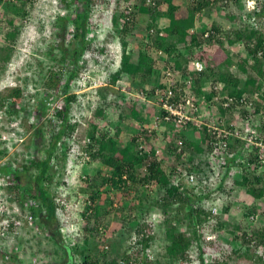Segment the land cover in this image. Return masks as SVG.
<instances>
[{"label": "trees", "instance_id": "trees-1", "mask_svg": "<svg viewBox=\"0 0 264 264\" xmlns=\"http://www.w3.org/2000/svg\"><path fill=\"white\" fill-rule=\"evenodd\" d=\"M2 1L0 0V3ZM6 1L16 2L19 0L3 2ZM25 1L32 3V0ZM61 1L63 4L66 3V0ZM229 1L232 2H227L226 19L231 22V27L228 30L223 29L217 23L209 24L198 30L195 29L198 13L209 7L218 6L221 0H186L185 8L176 4L175 0H117L115 10L120 9V11L118 14H114V18L116 28L123 36L122 60L119 68L114 70L112 76H109L106 89L110 91L120 84V81H127L134 85V87L128 85L129 91L135 92L137 86L141 88V95H145L147 99L151 98L156 86H165L162 84L165 78L163 72L155 67L156 59L161 51L164 53L162 61L165 68L170 69L173 73V78L176 81L174 85L181 77L192 75L195 78L192 91H190L191 96L196 98L204 96L207 102L212 101L218 93L206 88L205 83L207 81L212 84L222 83L221 93L232 97L247 96L250 98L258 92L259 98L255 100L253 113L264 111V32L257 26V23L243 19L245 13L242 0ZM109 3L110 0H73L70 3L74 14L66 19H71L69 21L73 23L74 28L70 29L73 39L69 40L67 49L66 46L59 45L57 47L51 45L47 48L48 54H52V61L63 64L67 70L64 74L52 70L49 74H43L46 88L59 92L58 94L53 92L54 95L48 90L42 89L48 92L45 97L50 101H53L52 98H57L59 104H56L53 113H48L45 110L44 102H41L44 107L40 108L43 121L36 125L35 136L37 139L35 138L34 142L37 147H35L34 156L24 162L22 167L12 168L16 172L15 174L11 170L13 166L10 163L0 166V173L6 178L11 176V180L19 181L20 173H29L30 168H33V178H31L30 189L27 193L28 201L30 199L34 202L29 207L30 212L40 225H47L46 227L49 229L47 237L52 240L54 248L58 249L57 253L60 254L59 257H62V264H122L120 259L126 264H130L133 262L130 250L132 252L138 250L141 253V264H176L177 260H180L179 264H232L231 261L235 262L233 264H264V255L260 253L257 245L251 244L253 240H256L257 244L264 243L263 224L248 228L247 225L238 222L230 231L231 238L228 239L230 242L227 245L209 241L210 235L205 233L207 228H210L206 226L205 222L215 219L217 224L221 223L222 213H227L236 200V187L244 188L243 193L246 195L247 201L252 204H257L259 200L264 199V167L255 156V152L249 151V147L244 142L233 141L231 143L232 156L227 163V173L224 178L220 179L217 187L211 186L209 184L210 163L205 158L211 150L206 144L209 137H207V127L201 131L198 141L190 140L191 134L189 133L192 132V128L181 127L180 131H174L172 136L166 134L163 141L165 155L159 157L156 154L158 146L155 144L158 131L151 130L149 126L152 124L153 116L159 114L160 108L134 94H131L133 100L125 102L121 96H113L111 91H107L103 95L104 105H97L92 112L89 124L91 129L87 136L88 144L83 147L82 151L87 154L89 161L109 168L108 174L101 172L100 175L103 177L99 180L92 179L93 187L100 188L110 184L112 189L116 190L115 192H120L119 197L124 196L121 200H107V203L120 215L118 217L129 222L130 226H128V232L123 234L122 240L124 239V241L121 245L106 242L104 239L106 236L99 231L100 227L104 229L105 233H111L115 227L111 214L105 212L104 216L100 215L102 209L96 203V199L100 197L101 192L99 191L98 195H93L90 202L85 204V207L92 212L91 215H86L85 223L83 222V236L79 237L74 234L77 239L84 240L86 246L75 245L72 247L64 241L61 227L67 225L68 222L59 217L60 213L57 207L59 203L55 202L53 194L56 192L52 189L55 186L58 187V190L59 186L67 187L68 181L66 175L55 169L53 161L60 160L59 158L67 160L73 153L70 151L71 140L73 141L77 128V122L73 119L76 111L73 108L78 101V95L74 92V84L86 69V64H81L80 61L87 50V42L90 41L89 33L93 29H97V24L95 25L91 18L92 10L104 8ZM165 5L167 6L166 10L163 9ZM259 5L261 10L255 11L253 16L264 15V1H261ZM140 14L149 17L146 32L148 39L145 41V48L138 51L137 61H134L132 52L127 50L128 42L124 39V35L137 28ZM161 17L169 19L170 24L161 28L158 24ZM8 21L7 24L11 29L6 32L5 39L8 46L3 50L12 49L20 35L19 29L14 27L13 18H8ZM0 22L2 24V21ZM236 23H238V28L235 27ZM7 24H2V27H6ZM63 29L68 30L69 28L67 29V26L64 25ZM206 32L212 33L205 37ZM60 34L61 32L58 36ZM205 44L214 48L206 47L207 49L205 48L197 54L195 49H199ZM55 48L57 51H54ZM98 52L104 53V49H99ZM10 58L11 53L7 51V54L1 57V65H6ZM195 59H200L205 63V70L198 72L190 69L191 63ZM160 75H162L161 78ZM153 77L157 83L149 82ZM144 84L148 87L144 88ZM6 98L5 101H0V108L7 105L10 116H19L18 110L16 111L17 107H21L24 111L28 110V104L21 105L20 103V101H24L22 88H13ZM7 102L9 103L7 104ZM112 104L118 114V126L114 136H107V134L99 132L98 127L105 118L106 109ZM218 109L233 122H239L244 115V112H241L239 116H233L232 112L222 106H219ZM125 117L137 121V124L131 128L132 136L129 140L122 141L119 136L122 134ZM256 128L257 131H261L258 135L264 138V125L262 127L257 125ZM4 143L7 142L0 140V159L8 153L2 145ZM142 145L145 148L141 149ZM255 150L258 151L257 148ZM40 152L44 156L40 155ZM237 155H243V161L237 160ZM251 164L255 165L254 170L249 169ZM234 165L242 166L243 175H232L230 169ZM192 173L196 174L199 180L196 185L187 181L188 175ZM57 174L59 177L56 179ZM184 179H186L185 183ZM228 179L232 181L229 185L227 184L229 183ZM153 182L157 183V190L156 188L149 189L148 185ZM20 187L16 182L9 188L20 191ZM19 193L23 199H26L23 192ZM222 193L230 195L229 200L222 207L223 211L221 210L216 218H208L210 212L208 200L214 196L222 195ZM115 195L118 198L117 194ZM197 200L200 201L194 208L193 204ZM117 202L119 203L117 204ZM174 207H186L188 210L186 218L189 224L187 227L183 226L179 232H176L174 226H167L174 219L178 220L176 216L179 211L174 212ZM252 210V208L249 209V211ZM128 211L133 214L126 216L125 213ZM152 211L158 214L156 218L158 222L155 220L157 223L145 220ZM183 219L185 220V218ZM133 223L136 225L134 226ZM209 223L212 228V222ZM225 224L226 222H224ZM44 229L46 228L44 227ZM161 236L166 237L168 243L164 245V242L159 240ZM91 240H94V245ZM153 244H156L155 248ZM215 245L221 249L223 258L212 256L209 259L208 256L211 252L208 248ZM113 248L116 249L117 257L110 256V253H113ZM78 258H82V261L77 260Z\"/></svg>", "mask_w": 264, "mask_h": 264}, {"label": "rangeland", "instance_id": "rangeland-1", "mask_svg": "<svg viewBox=\"0 0 264 264\" xmlns=\"http://www.w3.org/2000/svg\"><path fill=\"white\" fill-rule=\"evenodd\" d=\"M3 1L0 3V21H2V24L6 25L9 22L8 18H13L14 27L19 29L20 35L12 49L3 50L8 46L6 44L8 42L5 39V35L11 28L8 24L6 27H2L0 22V101H5L8 93L13 88L20 87L22 88L24 100L20 101V103L21 105L23 103L28 104L27 112L22 110L21 107H17L16 111L18 110L17 112H19V116L14 117L13 115L12 117L8 114L0 119V129L12 132V134L16 130V126L19 122L23 123V126H25V134H23L25 140L23 142L16 141L15 137L12 135L11 141L2 144L8 151L3 157V159H5L4 162L10 163L13 166L11 167L12 170V168L22 167L24 162L34 156L36 150L35 147H37L34 142L35 138L37 139L35 136L36 125L40 121H43L40 108L43 109L44 107L41 105L40 99L48 100V98L45 97L48 92L42 90H48L43 81V74H49L51 70L53 72H61L64 74L65 70H67V67L63 64H59L57 61H52V54H48L47 48L51 45L56 47L58 45L61 47L66 46V49L68 48L69 40L73 39V34L70 29H73L74 27L72 26L73 23L69 21L71 19L66 18L72 17L74 10H72L70 6V3L73 0H66V3L64 4L61 0H32V3H30V1L26 2L25 0H19L16 2ZM261 1L263 0H260L257 6L255 1L251 0H242L241 3L245 13L243 19L257 23V26H259L264 32V15H252L254 14L253 5L257 7L256 11L261 10V6L259 5ZM227 2L230 1L221 0V2L218 3V6L209 7L201 13H198L195 29L201 30L204 26L217 23L223 29L228 30L231 27V22L226 19V12L228 9ZM175 3L183 8L187 6L186 0H175ZM116 4L117 0H110V3L106 7L98 9L94 8L92 10L91 18L95 25L97 24V29L94 33H89L90 41L87 42V50L80 61L81 64H86V69L81 73L80 78L74 84V92L78 95V101L73 108L76 111L75 115H73V119L77 122L73 141L71 140L72 147L70 151L73 153L67 160L59 158L60 160L55 159L53 161L55 169L58 172H62L61 174L67 176V187L59 186V192L54 193L53 196L56 203L57 199L59 200V205L57 204L60 213L59 217L68 222L67 225L61 227L65 228V232L68 234V237L64 238V241L72 247L75 245L86 246L85 241L77 239L75 235H78L79 237L83 236L82 229L86 215H91L92 212L85 207V204L90 202L93 195H98L99 191L101 193L100 197L96 199V203L99 204V207L102 209L100 215L104 216L105 212L111 214L113 216L112 220H114L113 226L115 227V230L111 231V233H105L104 229L100 227L99 231L102 235L106 236L104 237L106 242L121 245L124 241V239L122 240L123 234L128 232V226H130V224H128L129 222L119 218L118 216L120 215H118L116 210L107 203V200H121L124 196L119 197L120 192H115L116 190H114V188L112 189L110 184L100 188L93 187L94 184L92 179L97 178L99 180L103 177L100 175L101 172L108 174L110 172L109 168L104 165H99V163H93L91 160L89 161L87 154L82 151L83 147L88 144L87 136L88 131L91 129V125L89 124L92 112L97 105H104L103 95L107 91H111L113 96H121L122 100L125 102L133 100L131 94L138 95L145 100L144 95L140 94L141 88L136 86L135 88L138 91L135 90V92L128 90L130 82H127L126 80V82L120 81V84H117L116 87H113L110 91L109 89H106L109 76H112L114 70L119 68L122 60L123 36L116 28L114 14H118L120 11V9L117 11L115 10ZM166 8L167 6L165 5L163 9L166 10ZM65 19L66 21H64ZM138 21L137 28L124 35V39L128 42L127 50L128 52H132V60L134 61H137L138 51L145 48V41L148 39V35L146 34L147 25L149 24L148 15L140 14L138 16ZM169 22V19L164 17H161L158 20V24L161 28L168 26L170 24ZM64 25L69 29H63ZM235 27L238 28V23H236ZM59 32H61L60 36H58ZM102 48L104 49V53L100 54L98 50ZM7 51L11 53V58L7 61L6 65H1V57H4V55L7 54ZM54 51H57V49L55 48ZM160 61H158V64H156L157 62L155 63V67L162 68L161 66L163 63ZM161 77L162 75H160V78ZM149 82L157 83V80L153 77ZM130 85H132V83ZM132 86L134 87V85ZM143 87L147 88L148 85L144 84ZM48 91L50 93L55 92V94L59 93L58 90ZM37 93H39V95L36 96ZM52 99L53 101L48 100V103L45 101L46 106L50 103L51 106L56 107L59 99ZM8 103L9 102H7V104ZM114 107V104H112V106L106 109L105 118L100 122L98 127V131L107 134V136H114L116 127L118 126V114ZM4 108L5 107L3 106L0 109ZM152 120V124H150L149 127L154 126ZM231 121L232 119L228 120V122ZM123 122V130L119 139L127 141L132 136L131 128L137 124V121L125 117ZM48 127L49 126H47V129H49ZM193 130L189 133L191 134L190 140L198 141L201 132H196L195 129ZM255 130L257 131V128H255ZM160 133L161 135H158L155 144L161 148L158 156L164 157L165 154L163 153V150H165V145L163 144V141L165 135L168 134L171 136L172 132L167 131L166 127L160 126L158 134ZM40 155L44 156L42 152H40ZM32 172L33 168H30L29 173H20L19 176L21 179L19 181L11 180V176H7L6 178L5 175L0 173V264H62V257H59L60 254L57 253L58 249L54 248L52 240L47 237L49 235V229L46 227L47 225H40L35 216L30 218V215L28 214L30 212L29 207L32 204L31 200L29 199L28 201L27 199V193L29 192L31 185V178H33ZM15 173L16 172L14 171V174ZM211 176L212 175L210 174L209 184L211 186H215L217 182H220L217 180V176H213V178ZM57 177H59L58 174L56 179ZM228 180L229 183L227 184L229 185L232 181L230 179ZM185 181L186 179H184V183ZM16 182L21 186L20 191L23 192L25 195L24 198L26 199H23L18 189L9 188ZM148 187L150 190H154V188L157 190V183L153 182L149 184ZM158 190L161 191L160 189ZM236 192V200L227 213H222L220 219L221 223L217 224V222L214 221L215 219H212L209 221L212 222L211 228V223L205 222L207 227L213 229L211 230L210 228H207L205 233L207 235H216L214 240L209 241L216 242V244L221 243L227 245L230 242L228 239L231 238L230 231L238 222L247 225L248 228H253V226L258 225L260 226L261 224L264 225V215L258 219L255 225L248 220V214L246 213L248 205L244 200V188L239 189L236 187ZM226 193L214 196L211 200H208L209 207H213L214 205L217 206L219 209L218 214H220L221 210L223 211L222 207H224V203L229 200L230 195H227ZM115 194H117L118 198H116ZM118 203L119 202H117V204ZM173 209L174 212L177 210L179 211L176 216L178 217V220H171L172 223H168L167 226L169 227L172 225L175 227L176 232H179L182 230L183 226L187 227L189 224V221L186 218L188 210L186 207H174ZM131 214L133 213L130 211L125 213L126 216ZM216 216L214 218H216ZM157 217L158 214L152 211L145 220H147V222H154L155 220L157 221ZM183 218H185V220ZM223 221L226 222L225 225ZM133 225L135 226L136 224L133 223ZM44 227L46 229H44ZM189 232L192 233L190 230ZM94 240L96 239L94 238ZM94 240H91L92 245H94ZM159 240H162L164 245L168 243L167 238L164 236L159 237ZM95 242L100 244L97 241ZM232 245L235 247L233 243ZM153 247L155 248L156 244H153ZM115 248H113V253H110L111 257L114 255L115 257L118 256L115 254ZM208 250L211 252L208 256L209 259H211L212 256L222 257L223 255L221 249L217 245L209 247ZM130 253L133 259V263L130 262V264H141V253H139L138 250H136V252L130 250ZM77 260L81 262L82 258H78ZM179 262L180 260H177L176 264H179ZM231 262L232 264L235 263L234 261Z\"/></svg>", "mask_w": 264, "mask_h": 264}, {"label": "built area", "instance_id": "built-area-1", "mask_svg": "<svg viewBox=\"0 0 264 264\" xmlns=\"http://www.w3.org/2000/svg\"><path fill=\"white\" fill-rule=\"evenodd\" d=\"M96 30H92L91 33ZM212 32H206L205 37H208ZM162 34V33H161ZM208 47L205 44L201 48L195 49L197 54ZM208 48H214L210 45ZM207 49V48H206ZM163 52H159V57L156 59V64L158 61L162 62V68H159L161 72L163 71L164 80L162 84L165 86H156L154 89L152 97L148 98L144 95V99L148 102L154 103L158 108H160L159 114L153 116L152 122L154 126L151 127V130L156 129L160 130V126L166 127L167 131L173 132L180 131L181 127L195 129L196 132L204 131L207 127V137L206 144L211 148L210 152L205 156L207 161L210 163L209 170L211 171V177L217 176V180L224 178L228 170V160L232 156L231 154V143L237 140H240L247 144L249 151H254L255 156L258 157L261 165L264 167V138L258 135L259 131H256L255 128L257 125L262 127L264 125V111L259 113H253L255 100L259 98V93L256 92L253 97L248 98L247 96H242L240 98L232 97L221 93L223 87L222 83L212 84L207 81L205 87L210 90H214L218 95L212 100L207 102L204 96L196 98L190 95L192 87L194 84V77L192 75L181 77L178 80V83L173 78V73L170 69L165 68V64L162 61ZM205 63L200 59H195L192 61L190 69L195 71L205 70ZM180 84V85H178ZM46 100H41L44 102L45 110L48 113H53L55 106H51L50 103H45ZM48 103V100L46 101ZM219 106H222L225 109H228L232 112L233 116H239L241 112H244L241 120L238 122H228V117L224 116L223 113L218 109ZM4 109H0V119L8 115L7 105L4 106ZM10 116V115H9ZM13 117V116H12ZM18 123V122H17ZM261 123V124H260ZM256 125V126H255ZM16 130L12 132L4 131L0 129V140L4 142L11 141L12 135L15 137L16 141L23 142L24 128L23 123L19 122L16 126ZM173 127L171 130L170 128ZM9 132V133H8ZM261 132V131H260ZM159 136L161 135L158 134ZM172 136V135H171ZM141 149L145 148L143 145ZM258 149L256 151L255 149ZM161 148L156 151L158 155ZM237 160L243 161V155H237ZM5 159H0V166H4L6 162ZM255 165H250L249 169L254 170ZM232 175L237 176L243 173L242 166L234 165L230 169ZM264 170V169H263ZM187 181L192 184H198V178L196 174H189ZM220 182H217L215 187L218 186ZM54 192H59L58 187L53 188ZM200 200H197L193 207L198 206ZM59 200L57 199V203ZM31 203H34L31 201ZM247 204V203H246ZM250 207L249 204H247ZM264 212V199L260 200L257 204V208L249 213L248 219L255 223L258 221L259 217ZM219 213L217 206L210 207L209 217H215ZM30 218H32V213H28ZM61 231L64 234V238H67L68 234L65 232V228H62ZM210 239H215L216 235H210ZM108 248V246H106ZM257 248L260 252L264 253V243L258 244ZM122 264H126L123 260L120 261ZM133 263V262H132Z\"/></svg>", "mask_w": 264, "mask_h": 264}, {"label": "clouds", "instance_id": "clouds-1", "mask_svg": "<svg viewBox=\"0 0 264 264\" xmlns=\"http://www.w3.org/2000/svg\"><path fill=\"white\" fill-rule=\"evenodd\" d=\"M251 1H255L256 6H257V4H258V2H259L260 0H251ZM263 1H264V0H263ZM256 6L253 5L254 13H255V11H256V9H257ZM257 12H259V10H258ZM193 131H194V130H193ZM240 175H243V173L240 174ZM240 175H239V176H240ZM239 189H241V188H239ZM244 200L246 201L247 204L250 205V207H247V210H246V213H247L248 215H249V213L253 212V211L257 208V204H258V202L260 201V200H259V201L257 202V204H255V203L252 204V202L247 201L248 199H247L246 195H244ZM250 208H252L253 210H252V211H249ZM262 215H264V214H262ZM262 215H261V216H262ZM261 216H260V217H261ZM260 217H259V218H260ZM248 220H249V219H248ZM249 221H250V220H249ZM250 222H251V221H250ZM256 223H257V222L253 223V225H255ZM253 225H252V226H253ZM209 237H210V236H209ZM209 239H210V238H209ZM226 239H228V238H226ZM210 240H214V239H210ZM219 241H220V240H219ZM251 244H252V245H258L257 242H256V240H253V242H251ZM260 253H261L262 255H264V253H262V252H260Z\"/></svg>", "mask_w": 264, "mask_h": 264}]
</instances>
